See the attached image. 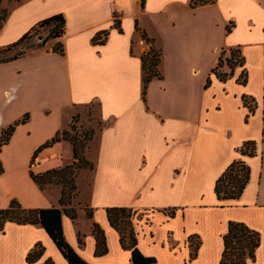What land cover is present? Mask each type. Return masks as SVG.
Wrapping results in <instances>:
<instances>
[{"label":"crops","instance_id":"1","mask_svg":"<svg viewBox=\"0 0 264 264\" xmlns=\"http://www.w3.org/2000/svg\"><path fill=\"white\" fill-rule=\"evenodd\" d=\"M0 6L9 10L0 48L47 17L62 13L66 18L60 38L32 48L48 60L43 73L34 64L29 79L18 65L21 58L0 62V135L29 113L0 152V207L12 199L25 208L59 205L61 188H41L30 171L70 164L73 145L61 140L39 152L31 165L32 157L58 131L69 129L78 111L91 106L95 134L85 155L95 167L82 169L76 179L77 218L62 217L65 238L89 264H132L131 251L121 246L107 217V208L115 206L142 214L134 221L138 247L158 264H218L230 220L246 222L264 239V0L195 6L191 0H2ZM115 14L122 31L114 26ZM136 23L162 50L163 78L149 83L146 100L141 54L149 45ZM102 30H109L106 42L95 44L92 39ZM57 42L63 55L53 51ZM238 46L248 71L245 85L237 82L242 67L226 81L212 73L221 51ZM199 74L198 86L185 84ZM41 79L47 86H40ZM243 95L257 103L248 121ZM246 140L257 142V154L244 157L250 182L239 199L221 202L216 179L241 156L238 148ZM168 208L176 209L174 217L163 211ZM93 223L105 231V255H95ZM193 234L202 244L189 261L187 239ZM37 242L44 245V255L28 263L26 255ZM49 257L69 264L41 225L5 223L0 264H42Z\"/></svg>","mask_w":264,"mask_h":264},{"label":"trees","instance_id":"2","mask_svg":"<svg viewBox=\"0 0 264 264\" xmlns=\"http://www.w3.org/2000/svg\"><path fill=\"white\" fill-rule=\"evenodd\" d=\"M213 0H191V5L204 4ZM2 0H0L1 5ZM9 15V10L0 6V32ZM114 26L122 31L119 15L115 14ZM47 29L48 34L41 36L40 30ZM66 29V18L62 13L54 14L39 21L29 31H27L17 41L0 48V55L13 51L19 47L21 49L8 57H0V62H8L11 60L22 58L30 48H40L46 45L51 39L60 38ZM230 30V25L227 27ZM136 30L141 37L149 45L148 49L141 54L143 67V98L146 100L147 89L149 83L154 79H162L163 75L160 71L162 61V50L155 46L154 39L149 37L147 32L136 23ZM109 30H102L93 37L95 44H104L106 42ZM38 35L41 40L37 43H30L31 39ZM53 51L61 55L64 54L63 44L57 42L53 46ZM133 52V49H132ZM245 56L242 49L233 47L228 50L223 49L220 53L216 66L212 69V73L221 80L226 81L231 78L237 67H242V72L237 78V82L245 85L248 82V71L244 67ZM227 67V69H224ZM211 83L208 78L206 87ZM243 105L248 108V114L245 121L254 113L257 103L254 97L243 95ZM79 113L73 116L69 129L75 131L76 119ZM29 118V113L13 124L5 128L0 135V152L2 147L9 143L16 127L25 123ZM69 129L58 131L51 139L40 145L32 157L31 165L34 163L37 155L44 148L52 146L61 140L70 141L73 145V161L63 167L52 168L45 172L35 173L30 171L31 178L41 187L57 185L61 188V197L58 206L45 208H25L18 200L12 199L8 207H0V233L4 232V225L7 221L16 222L18 224H39L51 237L57 248L60 250L64 258L69 264H89L84 260L75 249L69 244L65 238L62 226L63 215L69 216L75 220L77 218V207L74 200L79 196V189L76 183V177L82 169H94V163L87 159L85 152L92 140L95 130L90 128L86 131L83 139H78L76 135L71 134ZM240 157L232 161L221 175L216 179L214 191L219 201H230L239 199L251 179V167L244 159L245 156L253 157L257 154V142L255 140H246L238 148ZM4 171L0 160V174ZM89 217H92L91 209L85 207ZM170 217L175 216V208L163 210ZM139 215L138 211L132 207L115 206L107 208V217L110 225L119 233L120 243L124 249L131 251L132 264H158L157 258L154 256L144 255L138 247V237L134 225V219ZM92 232L96 238L95 255L101 256L108 252L107 238L105 231L98 223H93ZM261 232L252 228L244 221L230 220L228 222L227 231L223 235V251L218 264H254L256 262L257 250L261 245ZM191 249L189 261L195 259L198 250L202 244L199 235H190L187 239ZM80 243L82 239L80 238ZM45 247L41 242H37L26 255L28 263H37L44 255ZM42 264H55L52 258H46Z\"/></svg>","mask_w":264,"mask_h":264},{"label":"rangeland","instance_id":"3","mask_svg":"<svg viewBox=\"0 0 264 264\" xmlns=\"http://www.w3.org/2000/svg\"><path fill=\"white\" fill-rule=\"evenodd\" d=\"M40 33H41V36L44 37V36H46L48 34V30L47 29H41ZM37 42H39V36L35 35L31 39L30 43H37ZM19 49H21V47L15 49L13 51L6 52V53L0 55V57L11 56V55H13L15 53V51H17ZM32 50H33L32 48L28 49L27 53L18 61V65H20V67H22V69L26 71V74L27 75L30 74L29 79H31V72H32V69L34 67V64H37V65L39 64L37 66V68L40 69L41 73H43L44 67L48 64V60L44 59L43 52H41L39 50L33 52ZM224 69H227V67H225ZM187 81L188 82H185V84H188V85H191V86H193V85L194 86H198L201 83V81H202L201 74L195 75L193 78L189 77ZM44 82H45V80L41 79V82H40V86L41 87L44 86ZM45 85L47 86V83ZM42 98L43 97H40V100H42ZM77 113H79L78 118L76 119V127H77V129L75 131H72L70 129L69 130L71 131V134L76 135L78 139H83V136L86 133V131L89 130L90 128H93L92 123H91L93 121V119H94L93 115H92L93 109H92L91 106H87L83 110V112L78 111ZM82 113H83V115H82ZM35 162L36 161H34V163ZM81 171L82 170H80V172ZM80 172H79V174H80ZM78 175H77V177H78ZM77 177H76V179H77ZM79 182H80V184L82 186L84 185L85 181H84V177L82 175L79 177ZM141 215L142 214L139 213V215L137 217H139V216L141 217ZM135 219H134V221H135ZM261 237H262V233H261ZM259 252L261 253L260 255H259ZM254 264H264V239L262 240V238H261V245H260V247L257 250L256 262Z\"/></svg>","mask_w":264,"mask_h":264},{"label":"built area","instance_id":"4","mask_svg":"<svg viewBox=\"0 0 264 264\" xmlns=\"http://www.w3.org/2000/svg\"><path fill=\"white\" fill-rule=\"evenodd\" d=\"M137 1H142V0H137Z\"/></svg>","mask_w":264,"mask_h":264}]
</instances>
